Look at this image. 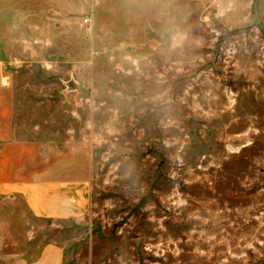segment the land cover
Wrapping results in <instances>:
<instances>
[{
  "label": "rangeland",
  "instance_id": "1",
  "mask_svg": "<svg viewBox=\"0 0 264 264\" xmlns=\"http://www.w3.org/2000/svg\"><path fill=\"white\" fill-rule=\"evenodd\" d=\"M255 1L0 0L18 134L68 152L90 189L78 219L7 198L0 264L51 245L64 264H264Z\"/></svg>",
  "mask_w": 264,
  "mask_h": 264
},
{
  "label": "crops",
  "instance_id": "2",
  "mask_svg": "<svg viewBox=\"0 0 264 264\" xmlns=\"http://www.w3.org/2000/svg\"><path fill=\"white\" fill-rule=\"evenodd\" d=\"M15 118L14 89L10 76L1 68L0 205L9 204L7 198L20 197L38 218L84 217L90 192L84 174L69 169L72 158L68 152H53L37 140L22 138ZM21 264H64V251L58 246H46L36 261L24 260Z\"/></svg>",
  "mask_w": 264,
  "mask_h": 264
},
{
  "label": "built area",
  "instance_id": "3",
  "mask_svg": "<svg viewBox=\"0 0 264 264\" xmlns=\"http://www.w3.org/2000/svg\"><path fill=\"white\" fill-rule=\"evenodd\" d=\"M88 23H89V18L86 17V18L83 20V22L81 23V25H82V26H84V25H88Z\"/></svg>",
  "mask_w": 264,
  "mask_h": 264
},
{
  "label": "trees",
  "instance_id": "4",
  "mask_svg": "<svg viewBox=\"0 0 264 264\" xmlns=\"http://www.w3.org/2000/svg\"><path fill=\"white\" fill-rule=\"evenodd\" d=\"M258 5H259V0H256L255 1V7H258Z\"/></svg>",
  "mask_w": 264,
  "mask_h": 264
},
{
  "label": "water",
  "instance_id": "5",
  "mask_svg": "<svg viewBox=\"0 0 264 264\" xmlns=\"http://www.w3.org/2000/svg\"><path fill=\"white\" fill-rule=\"evenodd\" d=\"M72 87H74V84H70Z\"/></svg>",
  "mask_w": 264,
  "mask_h": 264
}]
</instances>
